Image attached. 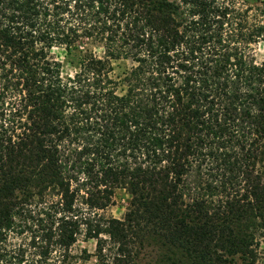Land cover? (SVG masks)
I'll return each instance as SVG.
<instances>
[{
    "label": "trees",
    "instance_id": "trees-1",
    "mask_svg": "<svg viewBox=\"0 0 264 264\" xmlns=\"http://www.w3.org/2000/svg\"><path fill=\"white\" fill-rule=\"evenodd\" d=\"M261 42L263 1L0 0V264H261Z\"/></svg>",
    "mask_w": 264,
    "mask_h": 264
},
{
    "label": "rangeland",
    "instance_id": "rangeland-1",
    "mask_svg": "<svg viewBox=\"0 0 264 264\" xmlns=\"http://www.w3.org/2000/svg\"><path fill=\"white\" fill-rule=\"evenodd\" d=\"M252 2H260L264 0H251ZM255 61L257 64L264 62V42H261L253 47ZM94 52L100 55V50L94 49ZM54 56L62 63V75H72L78 68L79 56L67 55L64 49L58 48L53 50ZM115 73H121L125 66L129 67V62H117L115 63ZM128 195L118 190L115 192L112 198L111 205L103 211H98V215L105 219H122L127 211L128 207ZM71 253L77 257L75 264H99L96 253V241L88 240L84 235L79 236L77 243L72 247ZM88 258L86 257L87 255ZM259 255L260 262L264 264V238L259 239Z\"/></svg>",
    "mask_w": 264,
    "mask_h": 264
}]
</instances>
